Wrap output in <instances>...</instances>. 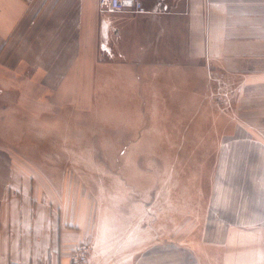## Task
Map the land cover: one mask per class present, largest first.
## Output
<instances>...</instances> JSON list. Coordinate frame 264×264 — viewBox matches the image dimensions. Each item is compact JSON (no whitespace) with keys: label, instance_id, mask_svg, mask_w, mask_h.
<instances>
[{"label":"crops","instance_id":"crops-1","mask_svg":"<svg viewBox=\"0 0 264 264\" xmlns=\"http://www.w3.org/2000/svg\"><path fill=\"white\" fill-rule=\"evenodd\" d=\"M143 1L145 14L102 13L99 0H0V140L22 108L34 125L56 115L78 124L87 111L112 133L136 124L149 139L150 124L196 125L216 99L226 111L209 131L214 165L206 195L189 201L191 226L182 231L176 186L150 226L148 198L104 212L84 182L15 163L0 141V264H72L81 241L92 264H264V0ZM149 150L123 152L181 155Z\"/></svg>","mask_w":264,"mask_h":264},{"label":"rangeland","instance_id":"rangeland-1","mask_svg":"<svg viewBox=\"0 0 264 264\" xmlns=\"http://www.w3.org/2000/svg\"><path fill=\"white\" fill-rule=\"evenodd\" d=\"M214 101L215 106L198 109L196 125L189 123L188 118H180L181 123L179 126L175 125L174 130L173 125L166 121L150 124L149 139L140 138L143 130L139 129L137 134V130L133 129L137 127L136 124H127L125 127L118 124V130L112 133V130H108L112 125L98 123L93 112L87 111L83 116L74 117L77 121H83L78 124L62 122L68 121L72 116L56 115L42 117L43 121L57 120L55 123L34 125L32 113L27 108H22L19 129L8 124L10 122H5L2 125L4 138L0 141L12 149L15 163L37 167L54 179L67 174L72 181L84 182L86 187L82 189L86 196L91 198L93 194L98 197L100 195L106 202L102 205L104 212L109 210L112 214L124 215L129 212L131 202L135 204L141 197L148 198L150 226L161 213L158 198L164 193L167 195L168 190L176 186V195L181 199L183 231L193 222L189 201L201 200L208 191L207 182L214 165V149L217 147V141L210 139L209 131L215 124L216 116L221 114L218 110L226 111L220 108L216 99ZM216 121H220V116ZM61 134L70 139H61ZM136 135L139 138H135ZM172 136L176 140L170 139ZM174 146L180 147V156H136L123 152L132 148L149 147V151L152 148L155 151L156 148ZM90 149H94L96 153L86 154L85 151ZM76 167L89 168L87 171L77 172ZM62 168L65 169L64 172L61 171Z\"/></svg>","mask_w":264,"mask_h":264},{"label":"built area","instance_id":"built-area-1","mask_svg":"<svg viewBox=\"0 0 264 264\" xmlns=\"http://www.w3.org/2000/svg\"><path fill=\"white\" fill-rule=\"evenodd\" d=\"M102 13L132 12L137 14L148 13L143 0H99ZM92 245L89 241H81L75 245L71 254L72 264H92Z\"/></svg>","mask_w":264,"mask_h":264}]
</instances>
